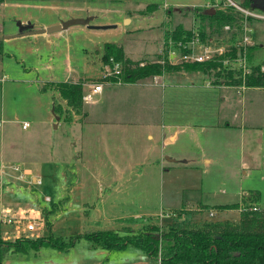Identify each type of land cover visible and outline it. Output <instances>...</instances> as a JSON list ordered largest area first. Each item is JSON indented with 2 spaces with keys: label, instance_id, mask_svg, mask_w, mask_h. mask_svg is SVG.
Returning a JSON list of instances; mask_svg holds the SVG:
<instances>
[{
  "label": "rangeland",
  "instance_id": "rangeland-1",
  "mask_svg": "<svg viewBox=\"0 0 264 264\" xmlns=\"http://www.w3.org/2000/svg\"><path fill=\"white\" fill-rule=\"evenodd\" d=\"M260 1L262 8L251 11L264 16V0ZM3 2V6L0 7V40L3 36L11 34L10 32L16 29V23L21 19L24 20L27 15L30 16V21H48L59 13L86 15L88 12L96 16L94 22L111 25L110 28L87 30L89 32L82 30L72 34V40L78 47L75 55L79 67L86 64V69L90 68V72L94 74L97 72L96 64L100 62L102 53L99 52L97 55L93 51V45L97 42L99 44L95 48L99 49L102 45L100 42L124 41V50L129 54L124 55L125 57L131 56L129 59L133 61H151L155 59L153 51L160 44L165 29H172L177 24L186 28L193 27L195 20L192 8L201 9L204 7L200 5L207 3L210 8L226 7L223 5L226 0H4ZM151 4L155 5V9L146 8ZM245 25L252 44L261 46L260 49L252 52V55L258 56L257 59L260 58L263 68L264 18H248ZM240 36L239 23L230 26L228 30L221 27L219 32L211 34L213 40L220 43L237 41ZM14 43L17 42L0 47V59L4 67L0 72V108L3 109L5 117H11V113L18 114V128L22 120L28 122L29 126L25 133L15 131L16 139H19L31 130H35L34 123L37 120L52 117L54 113L51 100L56 98L57 103L59 99L55 90L48 85L49 82L39 83L42 84L39 87L34 81L35 76L30 80L25 79L21 72L22 64H17L20 58L17 54L19 47ZM143 52L147 54L142 55ZM99 66L98 78L85 79L83 89H86L88 83L100 81L101 64ZM180 72L188 75L180 78ZM2 74L4 75L1 76ZM160 76L175 82H198L201 86H204L205 82L212 85L222 80L215 77L214 71L200 73L179 69L169 70ZM152 81L154 82L152 76L141 79V82L145 83ZM43 87L52 90L51 94L50 91L43 90ZM166 88L168 87L164 89ZM189 89L186 90L188 94H183L185 97L183 102L188 104L197 102L196 99L203 98L205 91L210 90L198 86ZM160 91L158 87L155 96L158 101L153 103L166 106L172 102L168 95L162 96ZM176 91L184 90L177 88ZM215 93L225 97L233 107L232 120L235 124L241 121L245 124L264 122V90L237 91L236 88H223ZM93 98H97V94ZM62 115L67 118L71 113L68 111ZM60 131V129L53 130L51 135L59 134ZM259 135V132H255V136L252 134L249 137L256 144L257 150L259 142L260 159L247 168L241 166V152L243 150L246 155L248 146L246 135L244 149L241 143L239 151L231 150L224 160L218 159L205 170H186L191 173L168 170L163 173L158 164L152 165L155 164L153 160L139 161L136 155L116 158L115 153L110 150L108 154L111 155L112 161L108 158L98 159L100 158L97 157L98 153L86 155L82 162L88 163L91 172L87 171L83 174L80 169L76 171L79 165L72 154L69 159H66L67 155H65L59 160L55 156L48 159L45 157L47 153H40L48 148L47 134L45 136L37 131L30 138L29 143L34 147V162H38L37 166L42 167L40 171L36 170L38 173L36 180L39 179V183L30 184L27 177H24L25 182L20 178L12 183L0 175V203L4 206L21 207L18 208L20 212H17L20 217H16L13 211L6 214L5 211H0V236L5 240H13L22 236L63 238L82 235L83 232L92 230L121 232L124 229L136 230L146 227L147 220L161 228L170 225L189 228L197 226L200 224L198 222L203 220L223 221L222 218L235 222L239 217L238 208H228L226 211L217 208L214 210L215 216H208L207 209L195 211L197 206L194 205L199 202H206L210 206L225 202L239 205L241 191L256 190L260 197L259 205L264 209V131L260 137ZM216 137L217 135H214V138ZM212 139L211 133L199 137L205 147H210ZM251 147L252 143L248 150H251ZM209 149H204L208 156ZM126 164L130 168H124ZM82 202L89 205L83 208ZM159 214L163 216L160 217ZM3 218H10L12 222H2ZM31 221L37 222L38 225L32 231L25 230L26 224ZM39 253V255H33L32 252L10 254L4 259L3 264H158L133 245L127 244L124 247L111 249L94 248L82 237L76 238L66 251L45 247L41 248Z\"/></svg>",
  "mask_w": 264,
  "mask_h": 264
},
{
  "label": "crops",
  "instance_id": "crops-1",
  "mask_svg": "<svg viewBox=\"0 0 264 264\" xmlns=\"http://www.w3.org/2000/svg\"><path fill=\"white\" fill-rule=\"evenodd\" d=\"M3 1L0 3V7L3 6ZM15 5L17 4L15 3ZM205 5L200 6L205 8ZM85 16L92 18L90 21L92 24L100 25L105 23L94 22L93 19L96 16L88 12H86V15L59 13L48 21H30L31 18L27 15V17L24 16V20H20V23H30L32 28H40L56 24L60 20L67 18ZM125 19L128 20V18ZM82 30L87 31L90 29L83 25H71L64 30L51 33L7 37L17 32L16 27L15 30L10 32L11 34L2 37L0 47L10 45L14 41L18 43H14L19 47V53L17 54L20 58L17 64H22L21 72L25 79L30 80L32 76H35L34 81L39 87L42 85L39 83L46 81L76 82L91 78L97 79L100 72L99 65L102 64L101 58L100 62L96 64L97 72L95 74L90 72V68L86 69V64L79 67L77 62L75 54L78 52V47L76 42L72 40V34L82 32ZM100 43L102 45L99 49L95 48L99 42L93 45V51L97 55L102 52V46L106 42ZM110 43L120 44L124 55H129L124 50V41ZM155 51H153L154 54ZM146 52L149 53V51ZM146 52H143L142 55L147 54ZM128 57L131 58V56ZM2 63V59H0V72L4 68ZM179 74L181 75L180 78L188 75L185 72H180ZM156 78L152 83L141 82L140 79L132 83L104 84L101 92L97 94V98L91 102H82L78 112L70 109L71 116L69 115L67 118L62 115L65 112L64 102L58 100L62 112L59 115L52 113V117L49 116L46 119L37 120L34 123L35 130H31L19 139H16L15 131H26L29 125L25 128L21 126L22 122H26V120H22L18 128V114L11 113V117H5L3 109L0 108V118L3 119H0V175L4 177L3 179L10 182L20 179L19 177L22 175V182H25L26 179L24 177H27L30 184L35 183L38 177L36 170L40 171L42 167L41 165L37 166L38 162H34V147L31 146L29 140L37 131L45 134V136L47 134L46 143L48 148L40 153H47L45 157L48 159H52L55 156L59 160H62L65 155H67L65 156L66 159H69L72 154L71 156L76 158V163L79 165L76 171L78 172V169H80L83 174H86L87 171L91 172L87 165L88 163L82 162L86 155L90 156L91 153H98L97 157H100L98 159L108 158L109 161H112L111 155L109 156L108 154L110 150L115 153L114 156L116 158L134 157L136 155V159L139 161L142 159L147 162L153 160L155 164L152 165L156 166L158 164L163 173L168 170L185 173H191L186 170H205L211 164L216 163L218 159L224 160V157L231 150L235 151V149H238L239 151L241 143L242 149H244L243 143L246 135L248 146L246 155L243 150L241 152V166L247 168L260 159L259 142L257 150L255 149L256 144L249 136L252 134L255 136V132H259L260 135L263 134L264 122L261 124L259 122L256 124H245L241 121L239 124H235L232 120L233 107L227 102L225 97L216 94L215 91L223 88H236L237 91L249 89L264 90V87L245 86L240 90L236 86L209 85L206 82L204 86L193 81L175 82L160 75H157ZM196 86L210 90L205 91L203 98L196 99L197 102L193 104L184 103L185 97L183 94H188L186 90ZM158 87L161 89V95H168L172 101L166 106L153 103L158 101V98L155 97L157 96ZM165 87L168 88L164 89ZM177 88H181L184 91L177 92ZM43 90L47 91L48 89L43 87ZM51 92L52 90L50 94ZM225 112L226 114H224ZM54 116L58 117L57 120ZM58 129L61 130L59 134L54 133V135H51V131ZM34 131L36 132L34 133ZM206 133H211L213 136L210 147H205L199 140V137ZM214 135H217V137L214 138ZM251 143V150H248ZM204 149L210 150L209 156ZM14 165L18 166L17 171L13 169ZM123 167L130 168L127 164ZM239 196V203H241L238 205L239 213L242 206H246L248 209L253 206L259 210L263 209L259 205L260 197L256 190L241 191ZM81 197L83 198V196ZM87 204L82 202L81 205L84 208ZM228 204L230 203H215L210 206L206 202H199L194 206H197L195 211L207 209L208 216H215L214 210L217 209L215 207ZM18 208L21 207L4 206L0 203V211H5V214L13 211L16 217H20L21 215L17 213L20 212ZM221 210L226 211L228 208ZM222 220L232 221L227 218H222ZM145 222L146 225L155 224L149 220Z\"/></svg>",
  "mask_w": 264,
  "mask_h": 264
},
{
  "label": "trees",
  "instance_id": "trees-1",
  "mask_svg": "<svg viewBox=\"0 0 264 264\" xmlns=\"http://www.w3.org/2000/svg\"><path fill=\"white\" fill-rule=\"evenodd\" d=\"M3 0H0V3ZM243 8L252 10L262 8L260 0L235 1ZM146 8H154L155 5H147ZM208 8H192L195 24L202 38L219 32L225 24L234 26L242 21L241 15L230 6L223 9L213 8L211 13ZM191 35L189 29L177 24L172 29H165L163 37L171 36L172 39L187 38ZM260 45H249L246 48L247 60L250 71L245 75L243 84L246 87H264L263 62L252 52L260 49ZM236 51H232L235 55ZM253 57H252V56ZM112 56L121 62L119 79L121 83H132L149 76L161 75L169 70H189L200 73L214 71L215 77L221 78L217 85L239 86L242 83L240 71L222 67L220 62L209 61L203 63L161 65L156 62L133 61L124 56L122 47L117 43L106 42L102 46L101 60L106 62ZM252 57V59H251ZM256 62H254V60ZM251 60L252 62H249ZM114 80V79H112ZM57 81L49 82L51 89L55 90L57 98L65 105V112L70 109L78 112L81 105L83 83ZM56 98L52 101V112L59 115L61 105ZM69 118V117H68ZM215 208H239L237 204L217 206ZM84 238L91 247L120 248L127 244L140 249L149 258L158 264H264V209L250 210L242 206L238 220L232 221H203L195 227L180 228L170 225L165 228L156 225L131 230L124 229L121 232L113 230H96L82 233L77 236L52 237H16L13 240H5L0 236V264L10 254L32 252L39 255V251L45 247L55 248L58 251H66L76 241V238Z\"/></svg>",
  "mask_w": 264,
  "mask_h": 264
},
{
  "label": "built area",
  "instance_id": "built-area-1",
  "mask_svg": "<svg viewBox=\"0 0 264 264\" xmlns=\"http://www.w3.org/2000/svg\"><path fill=\"white\" fill-rule=\"evenodd\" d=\"M223 5L232 7L234 11L238 12L242 21L240 22L241 36L237 41H227L224 43L213 40L211 36L202 38L195 29V27L188 28L191 35L187 38L172 39L171 36L163 37L160 44L157 46L155 51V59L148 62H156L161 65H179V64H192V63H203V62H220L222 67L236 69L240 71L242 83L238 87L240 90L245 87L243 80L246 74L249 73L250 67L247 63V46L252 44L251 38L246 28V21L248 18H264V16L258 15L249 9L243 8L232 0H226ZM209 3L205 5L208 7ZM224 30H228L230 25L225 24L222 26ZM235 50V55H232V51ZM143 61L139 64L142 65ZM121 72V62L115 60L112 56L108 57L106 62L101 64V73L99 76L100 81L94 83H88L86 89H83L81 96L82 102H91L94 100L93 96L99 94L104 84H120L119 75ZM154 81L157 79L156 76H152ZM114 79V80H112ZM84 85V83H83ZM28 125L27 122H22V128ZM14 170H18V166H13ZM20 175L19 178H21ZM39 183V180L35 181ZM250 210H258L257 207L253 206ZM167 216L168 214H164ZM159 216H163L159 214ZM2 222L10 223L12 219H2ZM37 222L31 221L25 226V230L32 231L36 226Z\"/></svg>",
  "mask_w": 264,
  "mask_h": 264
},
{
  "label": "water",
  "instance_id": "water-1",
  "mask_svg": "<svg viewBox=\"0 0 264 264\" xmlns=\"http://www.w3.org/2000/svg\"><path fill=\"white\" fill-rule=\"evenodd\" d=\"M209 11L212 13L214 10L213 8H208ZM90 16L85 17H71L67 18L65 20H60L58 23L49 25L47 27H40V28H32V25L30 23H20L18 21L17 24V32L9 35L7 37H16V36H24L28 34H37V33H51L55 31H61L66 29L67 27L71 25H83L89 29H105L112 27L111 25H98V24H92ZM127 20V19H125ZM57 120V116H54Z\"/></svg>",
  "mask_w": 264,
  "mask_h": 264
}]
</instances>
